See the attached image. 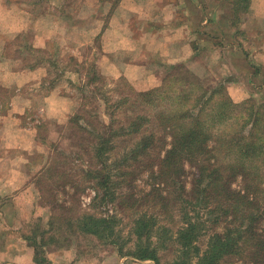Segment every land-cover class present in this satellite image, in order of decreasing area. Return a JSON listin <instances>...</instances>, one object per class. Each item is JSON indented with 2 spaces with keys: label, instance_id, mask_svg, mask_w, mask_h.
Returning <instances> with one entry per match:
<instances>
[{
  "label": "rangeland",
  "instance_id": "1",
  "mask_svg": "<svg viewBox=\"0 0 264 264\" xmlns=\"http://www.w3.org/2000/svg\"><path fill=\"white\" fill-rule=\"evenodd\" d=\"M159 1L165 5V1L176 0ZM117 2L0 0V50L3 59L0 73L35 71L33 76L30 74L19 78L22 80L19 85L0 83V216L5 227L10 228L5 230L14 227L18 234L23 232L31 236L37 244L38 257H43L47 251L74 248L80 260L89 261V264H103L104 261L114 264L117 261L116 247L105 243L103 238L99 240L93 235L80 233L69 237L68 231H65L64 239L56 235L50 221L53 216L61 214L59 207L63 204L71 209L73 216L83 212L114 216L118 218V230L128 236L133 218L140 214L137 212L148 210L146 207L131 209L128 207L130 201H127L129 196L137 199L150 197L145 196L152 183L147 171L134 180L130 188L127 187L130 184L126 185L128 181L122 182L118 189L122 194L117 197L116 190V199L110 201L109 197L104 196L97 178L83 179L82 169L94 168L96 161L88 157L96 151L97 137L109 131L108 126L117 130L118 124L129 123L132 114H145L154 120L158 111L167 108L179 110L186 106L185 98H179L186 93L183 90L185 84H179L177 80L179 71L166 80L167 73H173L169 66L177 63L168 62V55L162 53L167 51L162 45L164 40L160 45L155 42L169 31L156 25L168 29L174 23L165 22L166 19L159 24L149 19H131L132 32L137 39L140 38L137 44L115 32L104 37L102 32ZM242 5L239 4V10ZM148 10L151 12V9ZM174 12L175 23L185 22L182 10L176 9ZM230 18H233L232 14ZM187 36L199 46L203 42L217 44L216 39L210 37L211 34L194 35L189 30ZM238 58L230 51L227 57L214 59L211 50L198 49L193 61L179 64L189 73L206 77L211 86L218 81L223 82V90L234 103L245 102L250 97L256 100V105L264 102V86H260L264 77L256 80L259 82L257 85L245 81L236 86L225 80L226 74L232 78L231 74L245 68L242 64L240 66ZM261 58L264 60V56ZM133 62L138 64L133 66ZM140 65H146V68ZM232 79L234 82V76ZM189 81H192L190 76ZM205 84L208 83L203 80L201 85L205 87ZM196 88L190 101L196 96L192 105L203 106V101L198 98L206 100L207 97H203L204 89L200 85ZM187 89L190 91V86ZM140 93H150L153 96L151 103L147 102V97H139ZM212 98L206 101L202 117L210 124H223L213 126L218 127L217 132L226 131L231 127L230 122L237 123L239 116L225 122L227 124L222 123L224 118L217 117L215 111L227 102V98L220 91L215 92ZM104 103H108V108ZM111 105L115 107L114 111ZM75 115L77 123L73 119ZM262 120L264 117L260 119L262 130H257L260 132L258 136H263ZM145 133L148 132L143 128L138 136ZM130 147L131 143L123 145L119 138L115 139V149L110 152L112 156L108 161L112 168H124V157L115 156L122 152L125 154ZM159 153L158 148L150 150L148 156L139 158L140 164H148L150 159L158 158ZM70 180H75L76 185ZM41 231H44L43 238ZM52 234L56 241L51 242ZM68 237L70 239H66ZM125 260L129 264L135 262L131 257Z\"/></svg>",
  "mask_w": 264,
  "mask_h": 264
},
{
  "label": "trees",
  "instance_id": "2",
  "mask_svg": "<svg viewBox=\"0 0 264 264\" xmlns=\"http://www.w3.org/2000/svg\"><path fill=\"white\" fill-rule=\"evenodd\" d=\"M246 2L236 0L232 3L231 27H235L239 18V4L242 11ZM191 47L197 52L199 44L193 40ZM169 70L173 73H167L166 80L171 79L175 71L180 73L177 80L185 84L186 93L179 98H185L186 106L179 110L158 111L154 120L145 114H132L129 123L118 124L117 130L108 126L109 131L97 137L96 151L88 157L96 161L94 168L82 169L83 179L97 178L104 196L110 201L116 199L115 191L122 182L128 181L126 185L130 184L127 186L130 188L132 182L147 171L152 183L145 196L150 197L129 196L127 201L131 209L146 207L148 210L137 212L140 214L133 218L128 236L118 230V218L114 216L87 212L73 216L71 209L63 204L59 207L61 214L53 216L49 225L64 239L65 231L69 237L78 233L93 235L115 246L118 256L150 260L154 264H264V131L263 136H258L260 132L257 131L262 130L259 123L264 117V102L256 105V100L250 97L245 102L234 103L223 90V82L211 86L206 77L189 73L182 64L170 65ZM189 76L194 83L189 81ZM203 80L208 83L205 87L201 85ZM197 85L204 89L203 97H207L206 100L198 98L203 106L192 105L196 96L190 101ZM188 86L190 91L185 90ZM219 91L227 102L218 107L216 116L224 118V124L239 116L237 123L230 122L231 127L221 132L213 126L223 124H210L202 117L206 101ZM138 96L147 97L148 103L153 99L150 93ZM104 105L109 106L108 103ZM111 106L114 111L115 107ZM76 118L75 115V122ZM143 128L148 133L138 136ZM132 136L138 137L132 139ZM117 138L123 145L131 143L125 154L115 156L124 157L121 169L112 168L108 163ZM156 148L162 156L159 153L158 158L141 165L139 158L148 156L150 150ZM128 161H132L131 164H127ZM70 183L76 185L77 182L70 180ZM121 194L118 191L117 197ZM40 235L42 237L44 231ZM52 235L51 242L56 241ZM27 239L37 247L31 236ZM44 261V256L38 257L36 250L35 262L42 264Z\"/></svg>",
  "mask_w": 264,
  "mask_h": 264
},
{
  "label": "crops",
  "instance_id": "3",
  "mask_svg": "<svg viewBox=\"0 0 264 264\" xmlns=\"http://www.w3.org/2000/svg\"><path fill=\"white\" fill-rule=\"evenodd\" d=\"M105 1L108 3L109 0ZM247 1L248 3L244 9L239 10L240 14L235 27H231L229 24L230 10H233L234 6L226 0L216 2L214 0H176L172 2L165 1V5H162L159 0H118L102 34L107 37V34L119 33L128 41L137 44L136 41H139L140 38L137 39L132 32L131 19H149L152 22L155 21L156 24L166 19L165 22L171 21L174 23L168 29L154 24L157 28L169 30L168 33L163 34V37L155 39V42L159 45L162 40L165 41L162 45L167 48L168 52L164 51L162 53L168 55V62L179 64L184 61H193L195 51L191 47V40L187 36V31H193L194 35V32L200 35H203V33L206 35L211 34L210 37L216 39L217 44L203 42L199 46L200 51L211 50L213 58H220V60L227 57V53L232 51L239 57L240 66L242 64L245 67L239 69V73L231 74L232 78L234 76V82L231 81L233 79L229 76L230 74H226L224 76L226 81L236 86L237 83L245 81L257 85L259 82L256 80L264 77V60L261 58L264 56V0ZM110 2L112 4V1ZM185 2H187L186 5ZM210 2L213 4H210ZM148 8L151 9V12ZM176 9L182 10L181 14L185 22L175 23L177 21L174 14ZM1 10L0 6V13ZM157 28L155 27V29ZM0 62H3L1 50ZM131 64L136 66L138 63L133 62ZM140 66L146 68V65ZM254 66H257V68ZM30 74L33 76L35 71L30 70L19 73L6 71L4 75L0 73V83L2 82L7 86L9 84L19 85L22 81L19 78ZM239 80L240 82H238ZM260 86H264V80H262ZM1 218L0 216V264H37L35 262L36 247L27 239L30 236L24 235L23 232L18 234V230L14 227L12 230H5L10 228L5 227ZM10 235L11 237H9ZM44 258L45 261L42 264H89V261L80 260L81 257L77 255L74 248L73 250L69 248L47 251ZM127 258V256L117 255V261L114 264H129L125 260ZM132 259L135 261L134 264H154L150 260ZM105 263L112 264L104 261L103 264Z\"/></svg>",
  "mask_w": 264,
  "mask_h": 264
}]
</instances>
